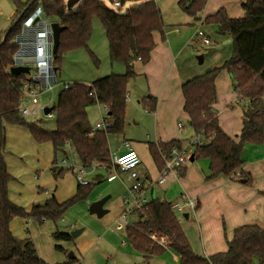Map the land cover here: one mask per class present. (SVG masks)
<instances>
[{
	"label": "trees",
	"instance_id": "1",
	"mask_svg": "<svg viewBox=\"0 0 264 264\" xmlns=\"http://www.w3.org/2000/svg\"><path fill=\"white\" fill-rule=\"evenodd\" d=\"M14 12L9 27L0 39V264H47L37 253L29 236L12 235L9 223L14 217L55 222L76 201L87 196L94 183H77L76 192L64 201L54 196L29 209L18 206L8 197V182L13 179L4 161L5 125L25 127L36 143L50 142L54 153L66 155L71 148L82 167L107 164L110 160L107 135L120 134L125 122L126 84L135 77L133 63H146L155 43L152 32L163 37L160 10L154 0H140L123 12L105 5L103 0H79L66 8L64 0H11ZM193 0H178L179 8L188 15ZM40 5L46 16L56 19L63 29L59 33L55 60L63 52L85 46L91 29V19L97 17L108 41L109 59L121 62L123 73H110L90 83L76 82L57 94L54 104L55 127L46 129L28 122L19 113L20 87L25 74L9 72L17 44L11 39L19 32L23 19ZM244 16L231 18L222 9L205 17L204 21L217 25V33L231 38L230 56L220 65L195 76L181 85L183 112L193 137L201 141L193 145V159H208L206 179L223 175L243 180L250 185L251 175L242 169L241 152L248 144L264 142V0H245ZM221 69H226L232 80V91L241 103L242 127L237 141L218 124L214 80ZM149 111L155 109V99L146 97ZM243 102V103H242ZM101 104L107 115L103 128L91 126L86 108ZM109 113V114H108ZM183 141L148 142L147 149L155 166L161 169L164 158ZM55 163V158L53 160ZM56 164V163H55ZM108 165V164H107ZM71 168V167H70ZM72 169V168H71ZM63 168L57 173L61 174ZM179 176L184 168L177 170ZM264 193V192H262ZM136 220L125 224L124 231L131 246L140 252L144 261L161 255L165 249L178 254L179 264H264V228L243 224L232 231L226 240V250L208 256L196 253L189 242L183 225L171 210L170 204L158 197L149 199L134 210ZM57 239L69 240L68 232L55 231ZM154 236L156 239L152 238ZM162 236L166 246L157 238ZM75 257L67 259L70 263Z\"/></svg>",
	"mask_w": 264,
	"mask_h": 264
},
{
	"label": "rangeland",
	"instance_id": "2",
	"mask_svg": "<svg viewBox=\"0 0 264 264\" xmlns=\"http://www.w3.org/2000/svg\"><path fill=\"white\" fill-rule=\"evenodd\" d=\"M112 1L103 0L107 7L123 12L128 6L140 0H119L122 2L120 9L114 8L111 4ZM13 9L11 0H0V39L11 23L10 11ZM46 17L50 22L56 21L53 17ZM227 37L228 39H225L222 45H231L232 47L231 38L228 35ZM212 47L208 45L205 47V51ZM190 50L195 59L197 55H200V53L196 54L192 47ZM52 66L56 67L55 84L52 90L43 91L38 95V105L40 106L55 104L63 83L70 85L76 82L90 83L110 73H123L125 70L121 62L110 61L108 41L97 17L91 19V29L86 45L63 52L57 60L52 58ZM134 82L138 84L140 80L133 77L128 79L126 84L130 96L126 102L127 117H125L122 133L107 135L110 158L121 144L123 146L124 140H127L129 147H133L132 142L145 144L146 140L153 139L152 136L146 137L147 133L151 135L148 112L151 114L153 111H149L146 97H137L139 94L136 92L137 87H134ZM239 105L241 106V103ZM23 106H31L28 97L24 98ZM87 114L90 124L94 127L95 122L101 120L104 111L100 104H94L87 108ZM24 118L26 121L34 122L46 129L55 127L54 117L45 116L42 110L26 115ZM180 120L183 122L182 118ZM163 121H165V126L171 125L168 112L164 114ZM175 124L173 123V127ZM175 128L185 145L192 136L191 128L187 124L181 131H178L177 127ZM6 146L4 161L9 174L13 177L8 182V197L18 206H29L39 200L45 201L53 195L58 201L66 200L76 192L77 183H79L76 174H81V179L89 183H94L96 177L101 178L100 181L94 183L87 196L73 203L55 222L51 220L38 222L35 219L26 218L27 221L24 223L23 218L20 217H14L10 221L9 227L12 233L18 237H23L27 233L33 241L38 255L47 264H147L143 262L142 254L131 246L124 231L125 224L133 222L136 219V214H127L125 220L121 219L120 215L125 207L123 203V194L126 193L125 185L131 183L126 173L120 172V174L108 168L109 162L108 165L92 164L84 168L71 148H66L65 156L61 152L54 153L50 142L36 143L25 127L16 125L8 127L6 129ZM146 154L148 155V153ZM54 158L57 166L63 168L61 174L57 176H54L55 172L51 170L53 165H56L52 164ZM148 160H150L148 163L144 160L134 169L143 174L146 171V166H151L148 171H150L151 179L154 180L158 177V170L152 167L151 159ZM80 169L83 170V173L79 172ZM113 173L117 175V179L110 183L105 178ZM171 174L166 177L163 184L154 182L152 188L146 189L145 197L148 200L161 197V191L169 184ZM263 180L261 175L259 181L263 182ZM104 196H108L102 206L104 213L100 216L89 213L90 203ZM182 223L184 226L185 219L182 220ZM76 229L82 230L69 240L57 239L53 236L55 231L70 233ZM162 244L166 246V243ZM191 247L195 251H200L197 237L196 241H192ZM69 254L75 258L70 263H66ZM173 254L178 256L176 252L165 249L161 255L151 257L148 264H177L174 262Z\"/></svg>",
	"mask_w": 264,
	"mask_h": 264
},
{
	"label": "crops",
	"instance_id": "3",
	"mask_svg": "<svg viewBox=\"0 0 264 264\" xmlns=\"http://www.w3.org/2000/svg\"><path fill=\"white\" fill-rule=\"evenodd\" d=\"M154 1L161 13L163 37L158 31L154 30L152 36L155 46L150 52L149 60L146 63L139 61L133 63L136 74L134 79L140 80L138 84L134 82V87H137L136 92L139 94L137 97L152 96L155 99L156 104L153 113L150 114L147 111L148 119L151 122L149 128L151 135L147 133L146 137L150 138L152 136L153 139L151 141L146 140L145 144L132 142L133 147L131 148L137 152L139 163L144 160L148 163L150 158L152 167L159 172L149 155L147 143L167 142L171 139L183 140L175 130V127H177L178 131H181L188 118L182 110L184 99L181 93V85L195 76L220 66L230 56L232 50L231 45H222L224 40L228 39L227 35L218 34L217 25L207 23L204 19L219 9H222L228 17H242L245 14L242 8V3L245 0H193L191 4L193 15L183 12L178 6V0ZM13 10L10 11L11 15ZM199 31L204 33L208 40L207 43L203 41L202 36L197 35ZM208 45L214 48L205 51V47ZM190 47L196 54L200 53L202 55L201 62H198L194 55L192 56ZM214 84L216 102L213 107L217 112L218 124L224 132L237 141L242 127V108L239 102L236 101V95L232 91V80L226 69L219 71ZM126 96L129 100L130 93L127 92V87ZM150 103L147 102L148 105ZM101 106L104 114H102L101 120L95 123L105 120L107 115L106 109L103 105ZM125 110V117H127V104ZM166 112L169 113L171 122L169 127L165 126V121H163ZM173 123H176L175 127H173ZM178 123L182 125L181 128L177 126ZM10 126V124L5 125V140L6 129ZM194 138L196 137L192 135L189 141ZM123 147L121 144L113 154L123 151L125 148ZM6 151L7 146L4 155ZM241 159L243 161L242 169L252 177L250 185H245L239 180L223 175L206 179L208 159H193L189 160L188 163L186 162L182 176H179L177 171L173 172L169 178V184L161 191V197L159 198L170 204L171 210L182 225V220L185 219L183 227L190 244L193 240L196 241L197 237L200 251H194L200 255L208 256L225 251L227 248L225 239L231 238L232 231L237 226L256 224L264 228V193H262L264 192V180L263 182L259 181L261 175L264 178V142L261 144L246 143L242 148ZM53 167H55L54 172L57 176V171L61 167H58L57 164ZM149 168L151 169V166L147 165L146 171L142 174L147 179L144 186V196L145 190L152 188L156 179H151ZM116 172L120 173L121 171ZM95 179L101 180L100 177ZM116 179L114 178L110 183H113ZM121 180L124 183L123 178ZM128 186L125 185L126 190ZM187 198L197 200V207L194 210L184 205ZM43 201L39 200L40 203H32L23 207L29 209L34 204H42ZM173 204L181 205V210L177 211L176 208L172 207ZM23 220L24 223L27 221L24 218ZM10 231L12 233V230ZM12 235L14 234L12 233ZM14 236L24 238L29 235L26 233L23 237ZM178 258L177 255L173 254L174 262L177 264ZM143 262L148 264L149 260Z\"/></svg>",
	"mask_w": 264,
	"mask_h": 264
},
{
	"label": "built area",
	"instance_id": "4",
	"mask_svg": "<svg viewBox=\"0 0 264 264\" xmlns=\"http://www.w3.org/2000/svg\"><path fill=\"white\" fill-rule=\"evenodd\" d=\"M111 4L116 9H120L122 6V2L119 0H113ZM50 23L41 6L38 5L23 19L19 32L11 39L12 42L17 44L12 65L21 64L29 67V72L25 74V78H23L20 87L18 109L22 117L33 114L38 110H42L43 112L44 107L51 106L38 105V95L43 91L52 90L55 84L56 71L52 69V30ZM197 35L202 36L203 41L207 43L208 40L202 31H199ZM70 86L68 83H63L61 89H66ZM25 97L29 98L31 106H23ZM45 116L53 118L54 109L45 114ZM105 124L106 122L102 120L101 122L95 123L94 128H103ZM177 126L179 128L182 127L180 123ZM199 143L201 141L194 138L180 148L171 149L169 155L163 157L164 165L159 169L155 183L162 184L170 173L183 168L190 159L193 145ZM123 146L125 147L123 151L111 156L109 167L113 170L126 173L127 178L131 180L126 193L123 194L125 207L120 215L121 219L125 220L127 214L140 209L148 199L143 194L147 179L138 170L134 169L139 164V156L134 149L129 147L127 141L123 142ZM79 172L83 173V170L80 169ZM114 174L107 176L106 180L111 181L116 178L117 175L115 174V176ZM76 178L80 184L87 183L81 179V174H76ZM184 205L194 210L197 207V200L195 198H187ZM172 207L176 208L177 211H180L182 208L179 204H173ZM118 224L120 223L118 222ZM152 238L156 239L154 236ZM157 241L162 244L165 239L159 236Z\"/></svg>",
	"mask_w": 264,
	"mask_h": 264
},
{
	"label": "water",
	"instance_id": "5",
	"mask_svg": "<svg viewBox=\"0 0 264 264\" xmlns=\"http://www.w3.org/2000/svg\"><path fill=\"white\" fill-rule=\"evenodd\" d=\"M79 0H66L65 5L66 8L69 9L71 6L76 4ZM51 30H52V45H51V55L52 58L55 56L57 52L58 42H59V33L63 29V26H61L58 22H51L50 23ZM196 59L198 62H201L202 55H197ZM53 71H56V67H52ZM9 72L14 75L18 74H27L29 72V67L27 65H12L9 68ZM54 109V105L46 106L43 108V114H47L49 111H52ZM109 114V113H108ZM189 160H193V156H190ZM51 170L54 172L55 167H52ZM55 176V174H54ZM243 180H240L242 182ZM108 196H104L102 198H99L93 202L90 203L88 211L91 214H97L98 216L102 215L104 213V210L102 209L103 204L107 200ZM82 229H76L70 232L71 237L77 236ZM68 257H72L71 254H69Z\"/></svg>",
	"mask_w": 264,
	"mask_h": 264
}]
</instances>
